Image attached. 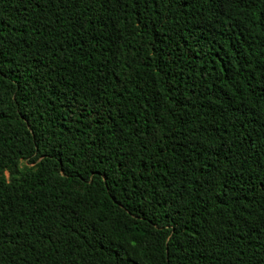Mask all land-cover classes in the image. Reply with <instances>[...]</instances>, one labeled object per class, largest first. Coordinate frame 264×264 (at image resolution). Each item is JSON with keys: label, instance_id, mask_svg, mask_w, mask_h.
<instances>
[{"label": "trees", "instance_id": "obj_1", "mask_svg": "<svg viewBox=\"0 0 264 264\" xmlns=\"http://www.w3.org/2000/svg\"><path fill=\"white\" fill-rule=\"evenodd\" d=\"M0 264H264V0H0Z\"/></svg>", "mask_w": 264, "mask_h": 264}]
</instances>
